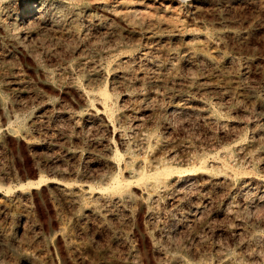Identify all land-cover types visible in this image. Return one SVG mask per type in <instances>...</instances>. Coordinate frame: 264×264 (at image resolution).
<instances>
[{"label":"rangeland","instance_id":"rangeland-1","mask_svg":"<svg viewBox=\"0 0 264 264\" xmlns=\"http://www.w3.org/2000/svg\"><path fill=\"white\" fill-rule=\"evenodd\" d=\"M0 264H264V0H0Z\"/></svg>","mask_w":264,"mask_h":264},{"label":"bare ground","instance_id":"bare-ground-1","mask_svg":"<svg viewBox=\"0 0 264 264\" xmlns=\"http://www.w3.org/2000/svg\"><path fill=\"white\" fill-rule=\"evenodd\" d=\"M35 2L34 1H31V2H27L26 3V5H25V7H26V11L27 12H29V11H31L33 8H35V4H34ZM26 13V12H25ZM101 93H103V92H101ZM103 95H104V98L105 97H107V94H106V92H104L103 93ZM109 95V94H108ZM102 96V95H101ZM109 97V96H108ZM102 98H103V96H102ZM107 99V98H106ZM104 101H105V99H104ZM106 101H108V99L106 100ZM105 105H106V103H104ZM137 125V124H136ZM161 161V160H160ZM203 161V160H202ZM193 170V169H192ZM134 171V170H133ZM156 172L155 173H166V174H169L170 173V169H169V167H168V164H167V162H162V166L160 167L159 166V168H156V170H155ZM139 172V171H138ZM143 172V171H142ZM145 173V172H144ZM154 173V172H153ZM154 173V174H155ZM151 175H153V174H151V173H149V174H143L142 175V177H140L141 179H142V181L144 180V179H148ZM157 175H160V174H157ZM168 176V175H167ZM170 176V175H169ZM114 178V177H113ZM152 178V177H151ZM159 178H161V177H159ZM163 179V178H162ZM150 180V179H149ZM158 180V179H157ZM154 181V180H153ZM39 183V182H38ZM37 183V184H38ZM36 183H33V182H29L28 183V185H29V187H33L34 185H35ZM158 184V183H157ZM112 185H113V187H115V188H120L121 186V181L117 178V177H115L113 180H112Z\"/></svg>","mask_w":264,"mask_h":264}]
</instances>
